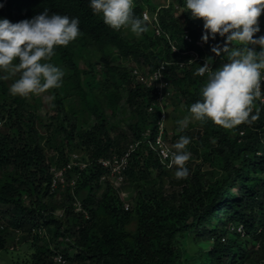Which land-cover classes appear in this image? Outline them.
Segmentation results:
<instances>
[{
  "label": "trees",
  "instance_id": "1",
  "mask_svg": "<svg viewBox=\"0 0 264 264\" xmlns=\"http://www.w3.org/2000/svg\"><path fill=\"white\" fill-rule=\"evenodd\" d=\"M183 1L175 0L186 6ZM0 3L4 4L0 18L12 23L47 9L50 14L77 18L80 28V35L67 46H57L49 61L65 73L62 85L49 89L53 125L40 118L36 105L10 95L5 81L0 80V221L14 233L26 235L20 237L22 241H31V264H191L183 259L184 251L204 264H264V93L262 100L253 102L251 115L258 119L251 124L225 129L209 120L199 122L201 130L195 133L192 125L180 130V116L176 120L174 139L188 136L187 148L202 164L222 165L221 183L203 182L202 165L195 164L190 175L204 183V189L188 187L187 176L170 180L176 186L165 191L164 178H172L175 169L167 170L147 147L140 146L129 160L125 198L119 197L109 184L100 182L106 171L96 161L113 153L120 155L154 122L156 114L146 110L151 90L132 85L130 71L118 59L134 61L150 73L167 59L166 42L150 34H144L140 42L128 40L120 30L105 25L102 16L93 15L89 0ZM147 7L151 12L156 8L148 2ZM172 8L162 9L160 24L174 37L181 27L172 20ZM143 9L140 0H134L137 16L141 17ZM258 23L261 31L257 37L264 35V13ZM203 34L201 25L197 36ZM215 42L222 45L224 40L217 36ZM83 59L89 61L85 70L79 65ZM222 65L218 60L213 68ZM96 66L104 79H96ZM195 70L180 75L173 70L168 76L176 88L171 103L185 106V116L190 105L201 98L207 81ZM120 90L126 92L130 112L126 127L112 122L122 99ZM73 97L69 105L65 103ZM91 118L94 124L87 129ZM48 130L59 138V157L48 156L42 146ZM65 151L81 154L82 161L90 163L84 169H66L61 174L65 181L53 183L55 172L69 164ZM143 180L156 186L150 194L138 193L136 188ZM131 190L137 198L125 211L123 203L132 198ZM58 193L59 200L54 201ZM57 208L61 214L55 213ZM1 228L0 252L8 248L11 235ZM180 239L187 241L184 249L179 247ZM55 255L61 256V263L54 261Z\"/></svg>",
  "mask_w": 264,
  "mask_h": 264
},
{
  "label": "clouds",
  "instance_id": "2",
  "mask_svg": "<svg viewBox=\"0 0 264 264\" xmlns=\"http://www.w3.org/2000/svg\"><path fill=\"white\" fill-rule=\"evenodd\" d=\"M133 4L134 0H89L93 15L102 16L104 24L111 29L121 31L122 28H128L139 41L144 34H150L153 38L166 42L169 52L167 59L161 60L150 73L134 61L129 68L132 85H141L146 90H151L153 96L146 110L148 114L155 113L156 118L154 122L147 124L139 139L126 145L120 155L113 153L108 158H99L96 165L101 167L98 165L100 159L122 157L133 146L134 150L128 158L129 165L131 156L140 146H145L161 166L167 170L175 169L174 176L184 179L189 175L186 163L191 158L187 149L190 138L181 135L172 145L174 151L166 147L170 138L175 140L174 137L178 134L175 130L176 135L173 136L168 124L171 117L173 119L176 116L174 113L172 116L169 109L170 99H173L176 88L168 76L173 70L180 75L187 74L191 68L196 67V75L207 80L201 89V98L192 103L188 108V115L178 121L180 130L186 128L191 121L203 123L210 120L215 125L232 129L258 119L257 115L251 113L253 102L257 98L262 100L264 93V35H256L261 31L258 18L264 13V0H186V8L191 12L192 18L201 19L203 23L195 28L177 24L181 30L174 37L160 24L163 7H156L151 12L144 5L139 17L134 13ZM3 7L4 4L0 3V8ZM171 12L172 10V15ZM201 25L204 29L202 37L197 36ZM79 35L77 18L50 14L47 9L31 19L16 23L0 18V80L11 79L18 74V78L8 88L9 94L28 97L59 88L65 73L49 61L57 46H67ZM217 36L223 38L222 45H216ZM218 60H222L223 65L214 70V64ZM160 149H164L166 157L160 153ZM68 155L69 164L55 172L53 183L65 181L61 174L66 169H84L90 163L82 161L81 154ZM104 170L106 172L100 182L109 184L116 192L117 189L112 186L114 182L107 178L108 170ZM126 171L123 183L118 184L120 186L127 183ZM120 191L121 196H118L125 198L127 191ZM236 230L240 232L239 229Z\"/></svg>",
  "mask_w": 264,
  "mask_h": 264
},
{
  "label": "rangeland",
  "instance_id": "3",
  "mask_svg": "<svg viewBox=\"0 0 264 264\" xmlns=\"http://www.w3.org/2000/svg\"><path fill=\"white\" fill-rule=\"evenodd\" d=\"M140 2L147 6V2L149 3L150 7H163L168 8L170 6H173L172 9V20L180 25V26H186V27H191V28H195L198 25L203 23V20L201 19H193L191 16V12L187 10L185 5H179L178 3L175 2V0H140ZM183 2H186V0H184ZM188 11V12H187ZM121 31L123 32V34L129 39V40H135L138 41V38L130 31V29L128 28H122ZM144 35L142 37L141 40L144 39ZM86 59V58H85ZM85 59L80 60L79 65L80 68L82 70L87 69L88 64ZM93 61H95L93 59ZM91 61V62H93ZM119 62H122L121 67L123 65L124 68H126L127 72L131 66V64L133 63V61L130 60H120V58L118 59ZM118 61H115L116 63H119ZM89 68V67H88ZM98 73H96V79H104V76L102 74H100V70L101 68H99V66H96ZM18 78V74L17 77H12L11 79L8 80H4L6 83V87L9 88L11 83L14 81V79ZM47 90L45 93L43 94H34V95H30L28 97H24V99H26V101H28L29 103H32L34 105L37 106V113L40 116V118L43 119V121H45L48 125H53V121L52 119L49 117V115H53L54 114V107L52 106V104L50 105V102L52 100L53 97V93L51 91ZM120 93L122 95V99L119 102L118 105V111H117V115L115 118H112V122H114L115 124H118V126L120 127H126L129 120H130V112L128 107L126 106V92L125 91H121ZM19 97V96H18ZM174 98V96H173ZM73 99H75L74 97L71 98L70 100L66 101V104H70ZM1 103V100H0ZM172 116L173 113L177 116L176 118L171 117V121L169 120V129L172 133L173 136H175V130H176V120L177 118L180 116V120L183 119L185 117L184 114H182L183 110L185 109V106L180 105L177 106L176 104L171 103L170 107H169ZM105 113L107 116L110 115V111L109 109H105ZM89 125L86 126L87 129H90L93 124H94V120L93 118L88 120ZM188 125H192V132L198 131L200 132L201 127L199 126V122L198 121H191ZM1 127V124H0ZM49 133H45L44 134V139L41 140L42 142V146L47 150V154L48 156L53 155L56 157H59V154L61 155V152L58 148V140L59 138H57L51 131L52 130H48ZM195 135V134H194ZM193 135V136H194ZM198 138V135L195 137V139ZM176 142V140H173L172 137L170 138L169 142H167V148L171 151H174V149L172 148V145ZM188 149V148H187ZM189 151V150H188ZM65 153L70 154L72 152H67L65 151ZM191 153V152H190ZM195 164H199L202 165V168L200 169V175L203 177V182L206 181V183H221L224 180V174L222 172V165L217 164V165H208V164H202L201 160L199 158H197L193 153H191V158L190 160L186 163V167L189 169V183L187 184L188 187L193 186L195 188L196 191H200L202 189H204V183L199 182L194 175L192 176V174L190 175V171L193 173L195 167ZM176 177L172 176L171 177H165L164 178V189L165 191L171 192L172 187L176 186L175 184H171L169 181L172 179H175ZM126 182H127V177H126ZM116 190V193L121 196V191L120 189L126 190L129 186L128 183L124 184L123 186H120L118 184L112 185ZM156 188V186H153L151 184V182L143 180L141 181L140 185L136 188L138 189V193H140L141 195L143 194H150L152 191H154ZM179 190V186L177 188ZM102 191V188L99 190V193ZM61 193H58V196H54L53 200L54 201H58L59 197H60ZM98 195V193H97ZM131 195L132 198H130V201H127L126 203H128L130 205V208L133 207L135 199L137 198L135 190H131ZM55 213L61 214V209L57 208ZM0 226L6 230H8V232H11V235L9 236V239H7V244H9L7 249H4L3 251L0 252V264H31L32 263V256L34 254L33 248H32V243L29 240L28 242H24L20 239V235H23L24 237H27L24 234H19L17 231L16 233H14L9 227L6 226L5 222L0 221ZM134 227V223L132 222L129 225L130 229H133ZM1 228V229H2ZM179 242V247L181 249H184L186 246V240H178ZM204 245V244H203ZM185 252V251H184ZM183 252V259L187 260L188 262H190L191 264H203V260L199 261L196 259V257L194 255H192L191 253H184ZM73 250L70 249L69 250V254H72Z\"/></svg>",
  "mask_w": 264,
  "mask_h": 264
},
{
  "label": "built area",
  "instance_id": "4",
  "mask_svg": "<svg viewBox=\"0 0 264 264\" xmlns=\"http://www.w3.org/2000/svg\"><path fill=\"white\" fill-rule=\"evenodd\" d=\"M175 50V49H174ZM159 141V140H158ZM162 144V142H161ZM134 150L133 146H130L129 150L122 156V157H113L111 159H100L98 161V165H100L102 168L108 170V179L115 184L123 183L124 181V173L128 166V158L131 154V152ZM160 153L166 157L167 153L164 151V149H160ZM124 210L127 211L129 209V205L125 203L123 205ZM55 261L61 263L62 259L61 256L55 255L54 256Z\"/></svg>",
  "mask_w": 264,
  "mask_h": 264
}]
</instances>
